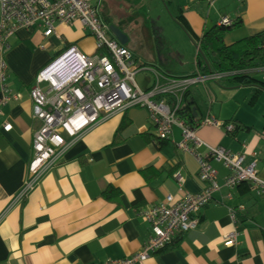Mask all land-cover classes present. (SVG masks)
I'll return each instance as SVG.
<instances>
[{"label":"crops","instance_id":"crops-1","mask_svg":"<svg viewBox=\"0 0 264 264\" xmlns=\"http://www.w3.org/2000/svg\"><path fill=\"white\" fill-rule=\"evenodd\" d=\"M93 1H99V8L104 10L107 0ZM184 2L182 7V0H163L173 21L180 25L172 10L176 7L196 38L222 17L241 22L234 29L239 30L237 33L230 31L235 32L234 41L264 30V0ZM44 31L43 26L18 31L10 38L11 47L5 55L7 84L19 98L4 105L0 116V264H107L139 251L152 236L150 225L140 214L142 210L160 204L169 195L178 199L206 189L208 184L199 179L198 173L199 158H207L208 146L243 152L245 163L255 162L264 180V90L253 104H248V88L243 114L237 113L238 109L223 114L225 99L236 96L223 92L207 76L202 83L208 112L204 115L199 109L190 89V107L197 105L201 113L198 116L196 111L191 124L196 126L198 119L208 115L220 124L197 128L196 135L203 144L194 148L191 143L194 152L178 146L182 139L179 127H173L170 137L161 140L148 110L133 107L79 135L58 154L34 189L19 196L34 157V133L41 125L33 117L31 87L39 73L55 71L63 81L76 73L79 68L70 52L73 48L85 55L97 52L92 35L78 21L57 24L56 32L48 37ZM187 36L196 46L197 40ZM131 37L126 46L147 66L175 79L191 73L182 70V65L174 67L139 53L130 45ZM228 39L226 36L230 43ZM67 46L48 64L54 53ZM145 72L151 73H146V89L154 75L151 70ZM257 77L264 82V70ZM214 106L218 109L213 110ZM246 110L248 117H244ZM222 118L225 120L221 122ZM228 120L236 121L242 129L227 132L222 124ZM4 122L12 125L10 131L2 128ZM208 162L218 171L220 188L197 215L198 227L177 236L140 264H264V194L250 183L226 187L229 169L221 162ZM177 172L183 175L181 184L175 178ZM109 187L116 189L110 200L102 196ZM229 193L232 198H228ZM240 206L243 209H238ZM230 208L236 210V219L231 217ZM231 232H237V241L227 246L225 237Z\"/></svg>","mask_w":264,"mask_h":264},{"label":"built area","instance_id":"built-area-1","mask_svg":"<svg viewBox=\"0 0 264 264\" xmlns=\"http://www.w3.org/2000/svg\"><path fill=\"white\" fill-rule=\"evenodd\" d=\"M0 116L3 106L19 98L7 84L8 65L5 59L10 49V38L22 29L43 26L44 35L56 32L57 24L72 25L80 22L85 30L97 40V50L102 53L85 55L73 48L76 53L79 70L63 81L55 71L44 77L39 73L31 87L33 117L41 122L33 137L34 157L29 165L28 177L20 192L26 196L35 187L43 173L52 166L58 154L65 150L79 135L94 125L113 115L122 114L130 108L142 107L149 112V117L156 129V135L166 140L177 126L182 132L178 146L194 152L190 147L203 143L196 135V128L188 124L176 113L184 90L191 85L202 83L204 77L175 79L147 66L128 47L112 36L109 24L103 22L99 9L93 0H0ZM231 20L223 17L219 24L230 25ZM147 68H152L154 81L150 87H141L136 76ZM171 95L177 101L175 106L167 101ZM218 120L208 115L201 121L204 125H219ZM2 128L10 131L12 125L4 122ZM227 131L234 132L230 123ZM65 136L71 138L68 141ZM212 159L223 163L229 169L225 177V186L234 188L241 183H250L257 187L259 194H264V180L260 178L256 163H245L243 152H233L223 147L208 146L207 158H199V179L207 183L200 194H185L183 197L169 195L160 204L142 210L140 214L150 225L152 236L137 252L107 264H140L151 255L170 245L174 239L194 230L199 225L197 215L207 205L220 187L218 171L208 162ZM175 178L181 184L184 181L180 172ZM232 198V194H228ZM243 209V206L238 207ZM236 210L230 208V215L236 219ZM237 241V232L225 237L227 246Z\"/></svg>","mask_w":264,"mask_h":264},{"label":"rangeland","instance_id":"rangeland-1","mask_svg":"<svg viewBox=\"0 0 264 264\" xmlns=\"http://www.w3.org/2000/svg\"><path fill=\"white\" fill-rule=\"evenodd\" d=\"M184 1L182 0V7L185 3ZM172 10L177 14H174L175 16L181 15L176 7ZM101 14L103 20L106 18L111 22V25L122 27L126 35L132 36L129 41L130 45H133L139 53L149 56L152 59L159 58L161 61L164 60V63H171L174 67L182 65V70L184 71L192 72L195 69L197 48L191 42L184 29L173 21L174 19L170 11L165 9L163 0H107L104 10H101ZM234 31L237 33L239 30ZM231 33L229 32L227 34L230 43L234 42L233 38L235 37L233 35L234 33ZM92 37L97 47V40L93 35ZM72 53L75 64H78V68H80L81 66L76 57V53L74 51ZM147 69L151 70L152 68ZM146 73L151 74L150 72L142 71L136 76V81L143 88L145 86L144 80L147 75ZM208 83L209 81L206 85ZM219 87L223 92L230 93L231 96H236V99L230 101L225 99L222 105L223 114H232L237 109V113L243 114L245 108L242 107V103L249 87L242 86L229 90L221 86ZM191 89L198 99L197 104L199 109L206 115L209 107L203 84L191 85ZM238 102L240 103L239 105ZM195 109L198 116H200L201 113L197 105ZM216 109L218 107L214 106L213 110ZM248 116L249 110L244 117ZM223 120L225 119H220L221 122Z\"/></svg>","mask_w":264,"mask_h":264},{"label":"trees","instance_id":"trees-1","mask_svg":"<svg viewBox=\"0 0 264 264\" xmlns=\"http://www.w3.org/2000/svg\"><path fill=\"white\" fill-rule=\"evenodd\" d=\"M98 2L97 4L95 3V5L98 7L99 15L103 20ZM176 20H178L179 24L186 31V33L192 37L193 40H197H194L197 48V54L196 69L188 75L175 77L185 80L196 78L198 76H208L209 79H212L216 84L225 89H235L242 86L249 87L251 92L248 94L245 100L248 104H253L260 93L264 90V82L260 81L257 77L258 73L264 70V30L253 35L243 37L232 43H227V34L241 25V22L237 19L235 21L231 20L232 22L230 25H221L218 22L217 24L206 29L203 35L198 38L195 37L190 25L183 16H177ZM103 22L111 25V22L106 18H104ZM69 47L70 46H67L64 49L54 53L52 58L48 61V64L57 57L61 56ZM97 52L103 54V51L100 49H98ZM190 89V86H188L184 90L182 94V100L179 103L176 113L188 124L192 125L191 123L195 119V116L190 107L192 101L190 102L188 100ZM166 97L168 103H171L172 106L177 104V101L174 100L171 95H167ZM204 118L206 117L198 119L196 122L197 125L194 126L196 130L198 127H201L200 124ZM230 123L235 126V131L242 129L243 127L240 124H236L237 122L234 120H228L222 124L226 131V126ZM152 125L154 126L153 123ZM115 190L116 189L109 187L102 193V196L110 200L111 194H114Z\"/></svg>","mask_w":264,"mask_h":264},{"label":"water","instance_id":"water-1","mask_svg":"<svg viewBox=\"0 0 264 264\" xmlns=\"http://www.w3.org/2000/svg\"><path fill=\"white\" fill-rule=\"evenodd\" d=\"M109 28H110L111 33L120 42V44L126 45L128 43V40H129L128 36L125 33H123L119 27L110 25ZM192 110L194 111V116H196V109L193 108Z\"/></svg>","mask_w":264,"mask_h":264},{"label":"bare ground","instance_id":"bare-ground-1","mask_svg":"<svg viewBox=\"0 0 264 264\" xmlns=\"http://www.w3.org/2000/svg\"><path fill=\"white\" fill-rule=\"evenodd\" d=\"M43 76H44V77H48V74H44Z\"/></svg>","mask_w":264,"mask_h":264}]
</instances>
